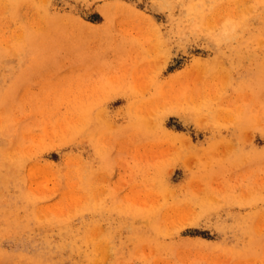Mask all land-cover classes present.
<instances>
[{
    "label": "rangeland",
    "instance_id": "obj_1",
    "mask_svg": "<svg viewBox=\"0 0 264 264\" xmlns=\"http://www.w3.org/2000/svg\"><path fill=\"white\" fill-rule=\"evenodd\" d=\"M93 263L264 264V0H0V264Z\"/></svg>",
    "mask_w": 264,
    "mask_h": 264
},
{
    "label": "bare ground",
    "instance_id": "obj_2",
    "mask_svg": "<svg viewBox=\"0 0 264 264\" xmlns=\"http://www.w3.org/2000/svg\"><path fill=\"white\" fill-rule=\"evenodd\" d=\"M68 16V17H67ZM50 17L53 19V18H55V19H58V18H70L71 16H69L68 14H60V15H58V16H56L55 14H53V13H50ZM76 19V21H77V23H79V24H83V21L81 20V18L80 17H76L75 18ZM54 20V19H53ZM42 37H44V34L42 35ZM45 101V100H44ZM48 101V100H47ZM46 101V104L48 103ZM44 103V102H43ZM61 106L62 105H55V104H52L50 107H52L50 110H49V118H55L58 122H59V124H61L63 127L65 126V124L63 123V122H60V120H62V119H64V117H63V115H64V113H65V109H62L61 108ZM45 110V109H44ZM43 110V111H44ZM47 111V110H46ZM172 112V111H171ZM41 113L42 114H44L42 111H41ZM47 115V114H46ZM178 115V114H177ZM181 115V114H180ZM45 117V116H44ZM72 120L73 119H71V122H72ZM202 126V125H201ZM199 127V126H198ZM169 134V133H168ZM175 134V133H174ZM173 134V135H174ZM177 137V136H176ZM178 139V138H177ZM183 139V138H182ZM179 141V140H178ZM185 143H186V141H185ZM188 145H189V143H188ZM185 146H187V145H185ZM72 154H70V153H68V154H65L64 156L66 157V159L68 158V157H70ZM68 161V160H67ZM187 164V163H186ZM17 212V211H16ZM16 239V238H15ZM51 248V247H50ZM34 254H35V257L36 256H41V254H42V256H44V257H46L47 255H48V253H45V252H43V251H41L40 249H35L34 250ZM87 254H88V252H87ZM87 254H85V256H84V259H86V256H87ZM89 260L91 259V257L89 256V258H88ZM93 264H95V263H93Z\"/></svg>",
    "mask_w": 264,
    "mask_h": 264
}]
</instances>
